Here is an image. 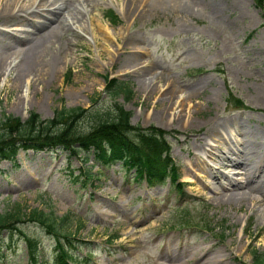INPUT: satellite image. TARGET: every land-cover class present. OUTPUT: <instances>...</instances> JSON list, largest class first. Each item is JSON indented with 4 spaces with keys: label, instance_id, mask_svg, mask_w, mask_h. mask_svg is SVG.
Wrapping results in <instances>:
<instances>
[{
    "label": "rangeland",
    "instance_id": "obj_1",
    "mask_svg": "<svg viewBox=\"0 0 264 264\" xmlns=\"http://www.w3.org/2000/svg\"><path fill=\"white\" fill-rule=\"evenodd\" d=\"M147 1L152 8L133 14L127 0H94L78 24L81 38L49 74L30 75L27 87L15 84L7 67L0 73V117L24 119L30 110L49 117L62 104L103 107L105 78L115 75L133 90L129 99L118 95L131 123L169 131L182 190L169 180L150 185L119 162L98 168L92 155L82 163L61 148L19 149L14 160L0 159V212L37 207L66 220L56 231L27 218L21 231L0 227V264H28L24 234L38 239L43 264H62L58 242L73 254L69 264H253V248L264 255V204L246 194L238 199L245 176L221 162L225 152L238 158L231 150L244 141L253 151L239 160L251 166L260 156L251 169L264 178L261 9L253 0ZM109 9L118 14L116 23L104 15ZM18 25L0 23V29L16 32ZM129 56L140 65H124ZM147 66L160 75L150 92L140 75ZM193 85L196 95L178 106ZM169 88L177 106L158 115ZM212 118L227 119L217 133ZM82 165L96 171L94 178H77ZM228 179L235 185L222 188L218 181Z\"/></svg>",
    "mask_w": 264,
    "mask_h": 264
},
{
    "label": "trees",
    "instance_id": "obj_2",
    "mask_svg": "<svg viewBox=\"0 0 264 264\" xmlns=\"http://www.w3.org/2000/svg\"><path fill=\"white\" fill-rule=\"evenodd\" d=\"M261 8L264 17V0H254ZM105 15L112 23L119 20L111 9ZM69 75V74H68ZM104 91L109 96L107 105L100 107L93 102L89 107L82 105H64L55 107L52 115L41 117L30 110L26 118L18 115L1 113L0 117V158L14 160L16 153L22 149H55L61 148L86 162L90 154L100 166H109L121 161L126 168H132L133 176L144 178L148 184L164 183L167 179L178 189V167L170 155L171 144L167 138L169 131L156 125L141 126L130 121L131 110L124 108L118 100L123 94L126 99L133 95L129 83L116 76L105 78ZM231 96H233L231 94ZM230 96V97H231ZM236 105L242 100L236 98ZM83 181L95 176L91 166L81 168L77 178ZM186 214V213H185ZM25 218L40 222L50 230H57V224L66 220V215H55L53 210L44 211L37 207L29 211L15 208L0 212V227H11L21 231L20 222ZM29 264H43L39 259L40 243L38 239L24 234ZM57 258L62 264L73 258L68 247L58 242ZM253 264H264L263 253L252 249Z\"/></svg>",
    "mask_w": 264,
    "mask_h": 264
},
{
    "label": "bare ground",
    "instance_id": "obj_3",
    "mask_svg": "<svg viewBox=\"0 0 264 264\" xmlns=\"http://www.w3.org/2000/svg\"><path fill=\"white\" fill-rule=\"evenodd\" d=\"M127 1L129 2L127 3L129 4L128 11L133 14L140 10L138 8L149 9L151 7V2L147 0ZM93 2L94 0H0V23L19 24L14 27L16 32L0 29V73L5 74L8 67V72L12 75L15 84L22 87L25 85L27 87L28 77L30 75L40 77L49 74L57 67L60 61L62 62V58L69 50L70 45L76 43L81 38L82 35L77 27H79L78 24L82 21L86 11H88V7L93 6ZM152 2H159L161 4L160 0ZM139 5H141V7ZM34 16H37L39 19H36ZM123 64L139 66L140 61H138L137 57L129 56L124 59ZM140 75H142V85L145 87V90L148 89L150 92L152 89H155L153 81L160 77L158 73L147 66L140 72ZM198 90L199 86L197 87V85L190 87L185 97L182 98L177 105L182 106L181 103L185 102V100L189 101L193 95H196ZM24 91H26V89H24ZM167 93L168 94L164 92L163 95L166 94V99L167 101L169 100V102L165 103L161 109L157 110L158 115H163L164 112L166 113L165 110L168 107L175 106L176 102L179 100V97L174 99L175 95L173 88H169ZM259 93V95L264 98V89L260 90ZM174 113L177 114V118L181 115L180 111H174L173 114ZM226 120L227 119L212 118L211 130L217 133L219 127L222 126ZM237 145L238 146H235V149L231 151L234 152L238 158H232L225 152L221 161L222 163L233 164L239 167L243 172L242 174L245 176L243 181H239L237 184L243 191L236 192L235 194L238 195V199H241L246 194L255 200L257 204H264V178L257 180L259 171L251 169V167H255L260 156L254 160L251 159L249 162L251 166H248L245 160H239V156L251 152L253 149L244 141L239 142V140H237ZM228 149H231L230 145ZM259 161H261L260 158ZM218 182L222 188L235 185L230 179H228L226 185L222 184V180ZM212 189L218 190V188L213 187ZM252 191L256 192L257 195H251ZM262 213L264 216V212ZM207 262V259L204 260V263Z\"/></svg>",
    "mask_w": 264,
    "mask_h": 264
}]
</instances>
